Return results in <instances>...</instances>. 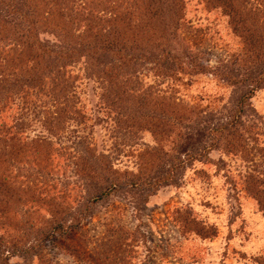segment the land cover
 Returning a JSON list of instances; mask_svg holds the SVG:
<instances>
[{
	"label": "trees",
	"instance_id": "16d2710c",
	"mask_svg": "<svg viewBox=\"0 0 264 264\" xmlns=\"http://www.w3.org/2000/svg\"><path fill=\"white\" fill-rule=\"evenodd\" d=\"M202 1L221 9L241 42L214 65L200 60L180 36L185 0H0V218H6L9 201L15 207L19 201L64 203L67 182L55 177L66 171L77 177L85 216L116 187L151 194L177 184L186 166L209 163L212 150L250 153L241 134L247 136L252 126L248 100L264 86V0ZM206 73L231 88L221 116L184 104L172 92L181 74ZM81 77L96 91L93 111L101 115L94 122L111 127L115 150L133 146L144 131L153 137L156 144L139 152L154 155L142 174L125 178L109 153L82 132L89 119L74 92ZM34 124L41 130L30 137L26 131ZM261 166L241 180L264 215ZM56 211L66 214L63 207ZM76 227L77 222L48 220L38 245ZM36 252L37 245L15 249L4 260L17 254L29 259Z\"/></svg>",
	"mask_w": 264,
	"mask_h": 264
},
{
	"label": "rangeland",
	"instance_id": "374dc122",
	"mask_svg": "<svg viewBox=\"0 0 264 264\" xmlns=\"http://www.w3.org/2000/svg\"><path fill=\"white\" fill-rule=\"evenodd\" d=\"M40 36L53 40L50 34ZM180 36L209 65L241 48L240 38L221 9L202 0H185ZM78 67L72 70L76 72ZM180 76L172 92L182 103L217 116L224 114L231 94L226 83L207 73ZM147 79L150 81V76ZM160 86L165 88V84ZM74 92L89 119L82 132L96 149L109 153V161L125 178L142 174L148 167L145 164L154 158L152 153L139 155L156 144L151 134L142 132L133 146L118 152L111 127L94 122V116L101 115L93 111L96 91L81 77ZM248 102L252 126L249 134L241 137L243 147L252 155L212 150L209 163L194 161L186 166L177 184L161 186L151 194L140 187H116L106 198L94 201L91 213L85 216H80L84 213L82 190L75 186L76 175L68 171L55 177L68 185L61 206L19 201L15 207V202L9 201L6 218H0V264H263L264 215L244 190L241 177L264 163V86ZM40 130L34 124L26 133L31 137ZM62 137L66 138V133ZM219 158L223 163L215 164ZM254 162H259L258 168ZM59 207L64 208V216L57 211L54 214ZM48 220L77 222V227L38 245L37 234ZM36 245L37 252L29 259L17 254L4 260L9 251Z\"/></svg>",
	"mask_w": 264,
	"mask_h": 264
}]
</instances>
